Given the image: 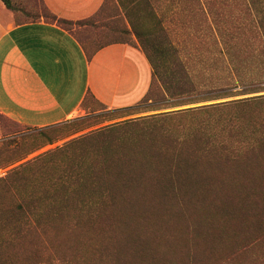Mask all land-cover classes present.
I'll use <instances>...</instances> for the list:
<instances>
[{
  "label": "rangeland",
  "instance_id": "obj_1",
  "mask_svg": "<svg viewBox=\"0 0 264 264\" xmlns=\"http://www.w3.org/2000/svg\"><path fill=\"white\" fill-rule=\"evenodd\" d=\"M11 1L9 8L0 0V20L7 26L58 23L91 52L127 42L157 64L146 96L134 106L108 109L90 97L84 111L45 127L23 125L0 113L3 205H44L51 203L45 192L59 188L65 193L71 172L85 168L84 160L93 154L84 142L75 145L80 138L92 140L93 149L142 159L135 164V183L125 186L128 194L120 206L128 203V209L123 214L116 207L118 216L85 223L91 232L83 233L67 232L69 218L56 222L61 228L57 233H44L33 221L21 235L9 232L11 239L0 240V264H240L264 254V163L247 156L243 136L231 122V107L199 108L238 97L211 96L220 84L218 75L226 79L228 68L217 59L211 41L209 46L197 34L199 25L248 35L263 31L264 0H185L182 23L164 18L168 0H105L97 13L79 21L55 17L42 0ZM156 6L164 21L155 15ZM189 10L197 12L199 24L188 21ZM203 12L215 22L201 20ZM238 33L236 41L247 38ZM248 40L255 59L234 63L242 75L264 78L258 55L263 41ZM250 50L244 48L243 57ZM173 76L178 81L172 82ZM167 98L178 102L162 110L147 105L159 101L163 107ZM179 109L189 110L158 124L146 119ZM156 135L166 138L163 152L147 148L146 141ZM138 142L144 143L141 148ZM251 241L257 243L253 252L232 258L234 249Z\"/></svg>",
  "mask_w": 264,
  "mask_h": 264
},
{
  "label": "crops",
  "instance_id": "obj_2",
  "mask_svg": "<svg viewBox=\"0 0 264 264\" xmlns=\"http://www.w3.org/2000/svg\"><path fill=\"white\" fill-rule=\"evenodd\" d=\"M42 1L69 21L91 17L105 2ZM152 75L146 52L133 44L112 42L91 52L58 23L7 26L0 20V113L23 125L64 122L84 111L90 97L108 109L134 106L147 94Z\"/></svg>",
  "mask_w": 264,
  "mask_h": 264
},
{
  "label": "trees",
  "instance_id": "obj_3",
  "mask_svg": "<svg viewBox=\"0 0 264 264\" xmlns=\"http://www.w3.org/2000/svg\"><path fill=\"white\" fill-rule=\"evenodd\" d=\"M2 1L9 8L13 5L11 0ZM143 1L150 3V1L152 2L153 0ZM168 1V15H164V18H168L171 23L174 21H180V23L184 22L182 6L183 3L187 5L188 1ZM157 6V13H155V15L159 17L161 21H164L165 19L161 18V15H159V8ZM187 14L189 16V22H196L199 24V21L196 19V16H198L197 12L189 10ZM54 16L57 17L56 15ZM212 17L213 15L210 13L203 12L201 20L206 21L207 24L209 21L215 22V17H213V19ZM62 20L69 21L65 19ZM246 32L247 31H241L238 33L237 31L238 34H246L247 38L242 41H236L240 35H237L235 31H231L228 28H221V26L218 28L198 26L197 34L200 39L209 46V40L211 41L213 47L215 46L217 49V59H221L228 68L226 79L221 75H218L220 84L215 89L216 91H213L214 93H212L213 95L211 96H213L214 99L238 97L223 102L201 105L199 108L211 106L231 107L235 114L231 119V122L234 121V127L237 134L243 136L244 143L242 144L246 147L247 156L255 157L264 163V78L262 76L260 79H257L254 76H244L242 75L241 67L234 63L238 59H255L253 58L256 57L254 55L253 45H251L248 40L250 37H254V39L260 38L263 41V45L261 46L258 55L260 56V59H263L262 65L264 66V30H254L250 35H248L249 32ZM244 48H248V51L250 50L249 48H252L250 52L246 53L247 56L245 57H243L244 54H242ZM155 60L156 59L149 58L151 65L154 66H152L153 70L156 68L155 65L157 64L155 63ZM231 63L234 65H231ZM260 72L262 73L261 75H263L264 67ZM174 80L178 81L177 77L175 79V76H173L172 82H175ZM165 101L163 107H161L162 103H159V101L147 105L152 106V110H162L164 108H170L172 107L170 105L178 102L171 98H167ZM186 110L189 109L161 111L147 116L146 119L148 122L158 124L171 117V115ZM157 136L158 135L146 141L149 142L147 145L148 147L145 145L143 148H155L158 149L159 152H163L165 141L162 140L166 138H164L163 135L161 139ZM83 142L85 144H83ZM80 143L84 145L85 149L91 148L93 154L84 160L85 168L81 170H73L71 172L70 179L67 180L71 181V183L68 185L64 184L66 189L65 193L59 188H53L52 190L45 192V195H48L47 199L51 200V203L44 205H31L24 203L15 205L0 204V240L11 239V237L8 236L9 232L15 235H21L27 230V228H29L27 226L33 221L36 222L37 225H42V231L44 233L53 231L55 233L60 232L61 228L57 227L56 222L64 220V218H69L71 220V226L68 228L67 232H91V229L84 228L85 223L114 219L118 216V212L115 209L116 207H121V214H123L124 209H128V203H123L120 206V201L122 199L126 200L128 192H126L125 186H131L135 183V179L133 178L135 164L142 159L123 156L120 153H118L119 155H111L106 150L103 152L98 148L93 149L96 145L90 139L80 138L75 140V145ZM139 144H141V148L144 143H136V145ZM238 152L240 153L241 151ZM78 163H80V161H78ZM18 168L19 167L10 171V175L11 173H15ZM32 218H34V220H32ZM261 240L264 241V235H262ZM256 246L257 243H254V241L242 244L232 251L234 252L232 258H235V255L243 252L251 253ZM240 264H264V254H253L252 259L249 262Z\"/></svg>",
  "mask_w": 264,
  "mask_h": 264
}]
</instances>
